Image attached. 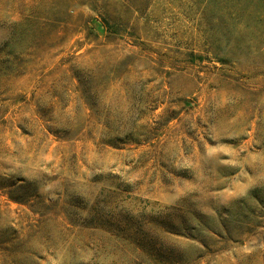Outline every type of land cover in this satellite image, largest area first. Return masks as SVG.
<instances>
[{
    "label": "rangeland",
    "instance_id": "1",
    "mask_svg": "<svg viewBox=\"0 0 264 264\" xmlns=\"http://www.w3.org/2000/svg\"><path fill=\"white\" fill-rule=\"evenodd\" d=\"M0 56V264H264V0H0Z\"/></svg>",
    "mask_w": 264,
    "mask_h": 264
},
{
    "label": "trees",
    "instance_id": "2",
    "mask_svg": "<svg viewBox=\"0 0 264 264\" xmlns=\"http://www.w3.org/2000/svg\"><path fill=\"white\" fill-rule=\"evenodd\" d=\"M104 24L102 25V23H100L101 27H105L107 23L106 20L103 21ZM115 28V30H111L112 33L114 34H118L119 33V29L117 28V26H113ZM90 33L95 35V37L100 36V34L97 32L95 27H91ZM1 57V56H0ZM15 59L16 58H0V80L3 79L5 76H9V71L11 69V66L13 67L14 63H15ZM72 72V77L74 79H76L77 81V90L79 91L81 98L85 101H87L88 103L90 102V100L92 98H94V95L96 94L97 96H99L96 91V87L97 84L100 81H102L104 79V76L101 77L103 75L102 70L100 69V67L98 69H93L89 66H85V67H77L76 65H71L69 68ZM64 132H68L70 127H65V128H61ZM120 139L118 137L113 138L112 140H110L109 145H112L116 148H120ZM122 218L124 219V224H123V231L124 233H127L129 236L132 238V235L134 236L133 241L140 243L145 247V248H153V245H156V243H154L153 241L151 242L149 239H143L141 238L142 233L144 234V232H142L140 226H138L139 228H135L133 230V232H128L131 231L132 227H137L136 225H138L136 222H134L132 220V218H134V216H130L129 214H124L122 216ZM135 223V224H134ZM176 223L177 222L176 219L172 220L170 217H165L163 222H159L155 223V230L157 228H159L160 230H166V231H171L170 229H172L171 227L173 225H178ZM154 230V229H153ZM138 231V232H137ZM139 233V234H138Z\"/></svg>",
    "mask_w": 264,
    "mask_h": 264
}]
</instances>
